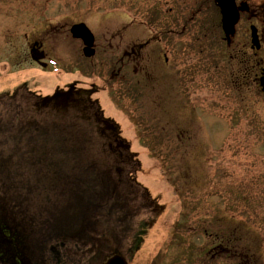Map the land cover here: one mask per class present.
<instances>
[{"label": "rangeland", "instance_id": "374dc122", "mask_svg": "<svg viewBox=\"0 0 264 264\" xmlns=\"http://www.w3.org/2000/svg\"><path fill=\"white\" fill-rule=\"evenodd\" d=\"M215 1L0 0V223L22 227V206L34 192L13 186L29 170L49 164L71 181V190L42 198L71 203L44 206L46 219L71 235L64 246L60 238L46 244V264L116 256L125 264H242L230 252L244 244L264 264V0H236L249 12L229 42ZM77 24L102 55L83 56L70 34ZM251 27L261 50L252 47ZM139 46V62H125L115 76L118 60ZM240 55L258 70L246 79ZM69 85L95 90L90 101L117 128L128 162L92 161L114 147L89 149L94 135L72 125L71 137L66 130L52 141L41 136L49 117L58 119L46 111L58 104L34 102ZM233 230L241 242L218 250L215 237Z\"/></svg>", "mask_w": 264, "mask_h": 264}, {"label": "flooded vegetation", "instance_id": "af4514ba", "mask_svg": "<svg viewBox=\"0 0 264 264\" xmlns=\"http://www.w3.org/2000/svg\"><path fill=\"white\" fill-rule=\"evenodd\" d=\"M142 49V46H139L137 49H131V55L129 53H124L123 57L118 60L117 64L120 65V69L115 72V76L120 75V72L124 68L125 62H129L130 60H132V62L135 63V61H137L138 63L141 59L140 51ZM93 50L94 56L90 59H94L97 56L102 55L103 50H97V48L95 47V37ZM259 50H261V47L259 48ZM35 52L37 56L33 54ZM41 54L42 53L35 50L32 52V58L37 60V63L39 64H41ZM262 78L264 80V68H262ZM75 89V85H69L67 90H57L52 97L45 98L39 103L37 101L34 102V106L37 109L44 107L47 108L52 103L58 104V107L55 105V107L58 109H56L57 112L46 111L52 114H58V119L55 118L56 116L49 117L51 121L45 124V126L41 127V136L45 137L44 139L46 140V142L52 141L56 138V136H58L60 132H62L61 130H66L65 133L67 134V136L71 137L72 125L77 127L78 131L82 130V132L89 137L90 135H94L93 142L89 143L90 147L95 148L94 146H104V144L108 145L109 148L114 147L112 153L93 156L91 157L94 159L92 161L103 163L108 161L109 158H112L111 160L113 162H128V155L124 154V152L121 151V149H124L125 151L127 148L123 147V142L119 140L117 128L112 124H109V122L105 121L102 114L99 112V109L95 107L96 104L90 101L91 93H94L95 90L93 92L84 89ZM25 100L28 101L27 99ZM78 113H81L82 116H76V114L78 115ZM98 137L100 138L99 140ZM44 143L45 142L39 141L37 145H45ZM48 145L55 146L52 142H49ZM38 160H40L41 163H45L47 161V159L43 160L42 158H37V161ZM71 160H74V158H72ZM42 173H44L45 175ZM19 183L13 186V183L11 182L8 185L9 187L13 186L15 190L16 188L20 189L22 195L25 194V192L28 191L29 193L30 191V194L31 192H34L33 194H38L41 198H39V202H34L33 204H31V206H22L21 221L23 225L22 227H20V230L13 229L10 226L8 227V225H6L1 220L0 264H46L48 259L45 262L44 254L47 243L54 242L55 240V242H58L57 240L59 238L60 242L62 241V246H64L65 243H71V235L60 234V231H64V233L69 232L68 229L67 231L66 228L61 230V226H59V220H49L44 216V206H49L51 210L59 207L53 203H48L47 205H45L42 202V198L44 192L48 193V191L50 190L54 194L57 193V190H59L61 186H63L61 185L60 175L53 174V170L51 171V169H49V164H47V166L45 167V171L40 172L39 168H37V171L31 172V170H29L27 178H24L23 181ZM66 188L68 190H71V186H66ZM10 221L12 223V220ZM13 222L15 221L13 220ZM40 226L43 228H41ZM19 231H21V233ZM43 232H46V235H44ZM43 235L45 236V239H43ZM33 258H35V260ZM107 262L108 257H105L104 261L101 264H108Z\"/></svg>", "mask_w": 264, "mask_h": 264}, {"label": "water", "instance_id": "95a60500", "mask_svg": "<svg viewBox=\"0 0 264 264\" xmlns=\"http://www.w3.org/2000/svg\"><path fill=\"white\" fill-rule=\"evenodd\" d=\"M221 14V24L223 32L227 39H229L235 32V26L237 25L240 17V13L245 12L246 4H241L238 8L235 0H216ZM73 39L82 41L84 45L83 54L86 58H91L94 55L93 45L94 37L88 28L83 24L74 25L70 30ZM251 43L256 49L259 48V42L257 38V31L254 27L251 28ZM264 93V80H261ZM110 264H125L122 259L117 258Z\"/></svg>", "mask_w": 264, "mask_h": 264}, {"label": "trees", "instance_id": "16d2710c", "mask_svg": "<svg viewBox=\"0 0 264 264\" xmlns=\"http://www.w3.org/2000/svg\"><path fill=\"white\" fill-rule=\"evenodd\" d=\"M258 10V9H257ZM219 25V27H220V24H218ZM220 30V29H219ZM221 33H222V31H221ZM215 35H217V37H215L216 39L218 38V40H219V38H220V31H218V33L216 34L215 33ZM214 35V36H215ZM224 41V40H223ZM219 43V42H218ZM170 44V43H169ZM171 45V44H170ZM234 57V56H233ZM235 58V57H234ZM244 57H243V55H240V58H239V64L243 67L242 68V72H243V75H244V77H245V79H246V76L248 75V74H254V71L255 72H257L258 70L256 69V70H254L253 68H249V66H248V64H247V62H244ZM238 64V65H239ZM141 67V66H140ZM256 68V67H255ZM246 75V76H245ZM136 76L139 78V75L138 74H136ZM252 76V75H251ZM42 134V133H41ZM88 147V146H87ZM30 197H31V200H33V202H32V204L34 203V201H35V195L34 194H31L30 195ZM65 198V197H64ZM18 203H20L19 201L17 202V204ZM15 202H14V205H17ZM22 205V203L20 204V206ZM238 229V228H237ZM220 236V234L218 233V237ZM222 237H220V238H218V237H215V239L217 238V240L219 241V246H216L217 247V249L218 250H221V249H223V246H226L227 247V249L226 250H228V249H232V246H231V244L233 243H236V242H241V238H242V236H243V234H239V236H237V232L235 233V230H233V231H230V232H227V234H226V237H224L223 236V234L221 235ZM246 244H244L243 245V249L242 248H239V250L237 249V250H235L234 252H230L231 253V255H234V254H236V255H234L235 257H240L239 258V261L240 262H243L242 264H258V259L257 258H252V256H251V252H250V250H244V248L246 247L245 246ZM233 247H235V246H233ZM245 252V253H244ZM243 257H245V258H243Z\"/></svg>", "mask_w": 264, "mask_h": 264}]
</instances>
